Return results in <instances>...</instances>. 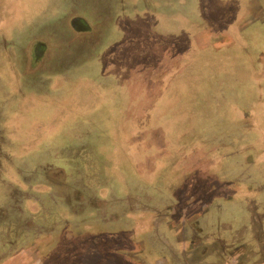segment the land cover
Instances as JSON below:
<instances>
[{"label":"rangeland","instance_id":"374dc122","mask_svg":"<svg viewBox=\"0 0 264 264\" xmlns=\"http://www.w3.org/2000/svg\"><path fill=\"white\" fill-rule=\"evenodd\" d=\"M79 1L90 8L79 10L78 0H5L0 5V110L6 108L0 117L5 118L2 128L7 133L3 136L4 131L0 130V139L13 137L9 148L0 145V167H7L2 185L27 189L29 185L22 178L24 163L44 158L42 169L34 168L36 172L31 175L36 179L32 184L34 197L27 206L40 213L35 225L45 226L37 234L30 231L31 226H25L18 236L0 234V247L4 241H18L14 248L21 250L37 240L43 245L40 252L48 257L56 252V238L62 234L47 231L55 220H59L61 232H76L66 224V220L74 221L71 210L57 208L49 215L43 211L39 197L57 192L54 180L70 184L74 169L67 163L73 156L69 153L75 149V153L80 150L81 158L93 157L88 152L83 154L85 145L96 150V155L92 164L85 162L81 168L97 177L111 175L119 189L124 182L131 186L134 181L146 182L150 173L157 171L161 172L158 183L177 184L179 190L175 191L181 192L182 188H189L185 186L187 176L196 175L191 170L194 161L211 155L217 166L227 156L228 161L222 166L233 161L230 181L220 178L217 184H227L234 194L226 205L211 207L208 219L211 226L212 216L217 224L232 226L230 233L225 232L228 245L234 240L247 247L253 245L257 229H262L264 222V191L258 192L264 189V147L259 150L249 145L244 149L241 145L247 128L256 126L258 118L264 122V34L260 35L258 24L244 33L243 25L257 18L259 0H208L209 6L221 11L216 18L223 17L226 6L229 12L235 10L233 14L237 11L234 16L240 22L231 24L230 30L218 24L216 29L194 39L193 35L209 23L205 0ZM94 3L100 11L92 9ZM103 8L111 9L112 16ZM94 12L99 19L92 18ZM77 14L86 20L77 22L74 32L68 31L72 33L68 45L76 48L69 47L64 56L65 50L60 46L64 35L55 34L54 29L64 28L63 23ZM83 33L87 35L80 36ZM81 39L85 44L79 48ZM195 42L202 48L214 47L198 51ZM229 45L236 47L220 51ZM108 63L115 69L107 73ZM41 81L48 82L42 90L32 85ZM153 135L164 142V148L150 147L142 141L135 149V137H146L153 143ZM92 137L98 140L91 142ZM104 152L108 157L114 155L112 163L103 161L107 158ZM3 155L11 160H3ZM184 155L189 158L184 159ZM204 164L207 163L201 160L202 173ZM217 168L216 173H224L223 167ZM62 170L66 177L59 173ZM137 185L139 193L141 184ZM188 200L193 208L187 211V218L201 219L207 212L206 204L202 203L200 213H193L191 210L200 201ZM88 212L78 214L77 219H89ZM7 216L3 221L8 220ZM42 218L47 220L46 225H42ZM93 218L99 222L97 216ZM24 223L27 224L26 219ZM3 226L0 224V229L6 233ZM200 238L211 252L212 243L208 240L212 238L206 236V231ZM241 253L239 250L237 254ZM152 254L156 256L155 252ZM204 261V257H193L191 263L205 264ZM227 261L237 264L235 260ZM255 261L249 259L244 264Z\"/></svg>","mask_w":264,"mask_h":264},{"label":"crops","instance_id":"0c3cea01","mask_svg":"<svg viewBox=\"0 0 264 264\" xmlns=\"http://www.w3.org/2000/svg\"><path fill=\"white\" fill-rule=\"evenodd\" d=\"M4 1L5 0H0V5L1 2L3 4ZM92 1L93 0H88V4L90 2L93 3ZM207 1L208 0H205V9L209 13H206L208 15L206 20H208L209 23L206 24L203 31L194 34L193 39L207 30L210 31L211 28L216 29L218 26V23H216V25L213 21L210 22L215 7L209 6ZM81 3L82 2L78 0L77 7L79 10L82 9L81 7L90 8L89 5L86 4V6ZM112 3L116 4L117 2L112 1ZM95 4L96 3L92 4V9L100 11L101 8L95 7ZM246 5L247 3L245 6ZM110 10L111 9L108 8L104 10L103 8V12L109 13V15L112 16ZM1 12L2 10H0V13ZM210 12H212V15ZM93 14V19H99V17L96 16L97 13L94 12ZM83 19L86 20L79 14L74 15L69 18V21L66 20L63 23L65 26L64 28L62 27L63 29L61 27H57L56 30L54 29L55 34L64 35L62 43L60 44L62 50H65L63 52L64 56H67L68 50L70 49L69 47L76 48V46L71 44L68 45V38L72 35V33L68 31L74 32L73 28L75 24L79 21H83ZM239 22L240 21H238V23ZM201 28H199V30ZM222 29L230 30L231 23L225 24ZM0 32H2V30H0ZM84 35L87 34L83 33L80 36ZM81 41V43L77 44L79 48L85 44L83 42L85 40L81 39ZM195 45L198 51L212 47L208 46L202 48L197 42H195ZM235 47L236 45H229V47L225 46V48H220V51L223 49L230 50ZM48 58V61L52 59L50 56ZM114 67L115 66L111 63H108L107 73L112 72V70L115 69ZM32 85L42 90V85L48 86V82H35ZM5 110L6 108L0 110V116L3 112L6 113ZM4 119L5 118L0 117V130L4 131L2 132L3 136L7 134L6 130L2 128ZM87 135H89V133H87ZM115 136H118V134ZM118 139L119 137L115 140L118 141ZM89 140L92 142L98 139L92 137ZM11 142L13 143V137L11 136L5 138V140L0 139V145L2 147L9 148ZM118 143L120 144L119 141ZM136 143L137 140L135 139L134 144L136 145ZM102 145L106 146V144ZM155 145L156 144L148 143L150 147L155 148ZM88 146L89 145L82 146V150L84 151L83 154L88 152L93 155L91 158L87 156L85 158L79 157L80 150L75 153L76 150L72 149L69 153L70 156H73L70 162L68 161L69 159L67 160V163L72 164L74 169L70 174V184L58 183L54 180L55 187H58L57 192L53 195L41 194L39 197L41 207L43 208L44 206L43 211H48L49 215L57 208L71 210L72 213H74V221L66 220V224L70 228H74L76 232H68L70 229L61 232L60 229H58L60 224L59 220H55L52 223L54 226L50 225L51 227L47 231L56 230L57 234H62L61 237L59 236L56 238V252L50 253L48 257H45L40 252L42 251L41 248L43 245L41 246L37 240L21 250L14 248L18 241L14 243H12L13 241H11V243L4 241L2 243L3 245L0 247V264H45L46 260L50 261V264H117V262H119L118 264H192L191 261L193 257H204L205 264H228V259H230L231 263L235 260L237 264H244L249 259H256L257 261L253 262V264H264V222L261 223L262 229H257V235H255V238L252 240L254 243L253 245H249V247H247L245 243L243 244L240 241L234 240L235 237H233V235L230 237H233L234 242L232 245H228L225 232L228 231L230 233L232 226L226 223L222 225L217 224V222H214L213 216L212 226L209 222L208 216L211 207L215 208L226 205L232 200V198L229 199V197L234 194L230 192L232 188L228 187L227 184H217L220 177L217 176L219 173H216V158L211 157V155L206 158L207 155L204 154L206 157L203 156L194 161V166L191 170L194 171L196 175L192 177L190 175L187 176L185 186L189 188H182L181 192H166L165 189H163L164 182H157L160 176L159 173L156 172L150 173V179L146 180V182L142 180L137 182L134 181L132 186L130 182H124L122 188L119 189L115 186V180H113L111 175L97 177L94 173L86 174L81 168L85 162H87V164H92V161L95 159L96 150H89ZM104 154L107 158H104L103 161L106 164L112 163L114 155L108 157L105 152ZM48 156L49 158L51 157V155ZM5 159L11 160V157L5 155L3 160ZM201 160L207 163L204 164L203 171L205 172L203 173L200 168L202 167ZM80 161L82 163H80ZM43 165L44 158L42 157L37 160H28L24 163L22 178L25 179V183L29 185V187L24 190L15 186L2 185V176L7 167H0V188L2 190V192H0V216H2V218H0V224L4 225L3 231L6 230V233H4L0 229V234L3 236L5 234L7 237L14 234L18 236L25 226L33 227V230H26L33 231L35 234L41 230H45V226H39V224L35 225L34 223L36 218L39 219L37 215L40 213H37L34 208L30 209L27 206L28 201L34 197L32 193V184L35 183L36 179L31 178V175L36 172H33L34 168L42 169ZM199 169L200 174H198ZM221 170L224 171V173L222 172L224 174V180L230 181V165H225L224 169ZM179 171L183 172L185 170L179 169ZM59 173L66 177L64 170ZM64 177H62V179ZM137 183L141 184L139 186V193ZM178 187L179 186L176 185V189H178ZM258 192L262 191L258 190ZM174 193L177 196L172 197L171 195H174ZM182 195L184 197H182ZM36 196L37 195H35V197ZM197 196L198 198H196ZM188 199H198L200 201V204H196L197 206L191 210L193 213L204 208L202 203H205V207H208L205 215L202 216V214H199L200 218L201 216L203 218L198 219L195 224L192 222L194 219L187 218L186 216V213H188L187 211L193 208L192 204L188 203ZM61 202H63V204L60 205ZM88 210L93 212H88ZM97 211H99L98 214H96ZM16 212H18V214ZM87 212L90 216L89 219L81 221L77 219L78 214H86ZM200 212L201 211H198V213ZM6 214H8V220L3 221ZM95 216L98 217L99 222L93 221V219H95L93 217ZM10 218L12 220H10ZM25 219L27 220V224L24 223ZM44 220L45 219H43L42 225H46L45 221L47 220ZM187 220L190 222L188 223ZM4 223H9V226ZM47 224L51 223L47 222ZM202 224L205 229L201 226ZM96 227H98L100 231ZM112 227H114V230L111 229ZM252 227H254V225H252ZM205 231L206 236L212 238L211 241L208 240L209 243H212V246H209L211 252L203 246V242L201 241L202 238H200ZM49 243L51 244L50 241ZM8 244H12L13 247L9 248L7 246ZM239 250L243 253L237 254ZM207 251L208 254H206ZM218 251L222 252L218 254ZM153 252H155L156 256H152ZM64 259L66 263L63 262Z\"/></svg>","mask_w":264,"mask_h":264},{"label":"trees","instance_id":"16d2710c","mask_svg":"<svg viewBox=\"0 0 264 264\" xmlns=\"http://www.w3.org/2000/svg\"><path fill=\"white\" fill-rule=\"evenodd\" d=\"M146 114H148V115H152L151 113H146ZM147 119V118H146ZM147 123V122H146ZM256 124V126H253V127H251L250 126V128H247L248 129V132L247 133H245V136L243 137V139H242V141H244V142H242V145L241 146H244L245 148L244 149H248V148H250L249 147V145L250 146H253V147H255V148H258L259 150L260 149H262V147H264V122L263 123H261V122H259V118H258V122L257 123H255ZM246 129V130H247ZM245 129H242V131H244ZM245 130V131H246ZM154 132V134H155V130L153 131ZM249 132H250V135H249ZM260 132H263V136L262 135H260ZM152 138H153V144H156V146L159 148V147H162V148H164V146H165V144H164V142L163 141H161V140H159L158 138H156V136L155 135H153L152 136ZM135 139H136V137H135ZM137 140V139H136ZM146 140H147V142H146ZM142 141L146 144V145H148V143H150V142H148V139H146V137H145V140L143 139V140H137V143H136V147H135V149L136 148H138V145L140 144V143H142ZM216 143V142H215ZM163 145V146H162ZM186 149H187V147H186ZM211 149V148H210ZM165 153H168V154H170V152L169 151H166ZM164 153V154H165ZM180 153V152H179ZM178 153V154H179ZM231 153H233V151L231 152ZM239 153H241V152H239ZM239 153H235V154H239ZM180 155V154H179ZM241 155L243 156H245V154H242L241 153ZM263 155V154H262ZM185 157V159H188L189 158V156H186V155H184ZM240 156V155H239ZM246 157H248L247 155H246ZM227 156L226 157H224L223 158V161H221L220 162V164L219 165H217L216 166V168L217 167H223L224 168V166H222L223 164H224V162L225 161H228L227 159ZM233 161H231L230 163H228L226 166H229L230 165V170H231V172L233 171V165H234V163H232ZM256 162H257V164L259 163V166H260V160H259V158L257 157V159H256ZM262 163H264V162H262ZM193 164V163H192ZM191 164V168L194 166V164L192 165ZM252 166H255V165H252ZM254 168V167H253ZM216 170H218V168L216 169ZM162 171V170H161ZM157 172V171H156ZM161 172H159V174H160ZM222 176V177H221ZM223 176H224V174H220L219 173V177L222 179L223 178ZM230 178V177H229ZM257 180L258 181H260L259 180V178H257ZM175 185H177V184H171V183H164V187H163V189H165V191L166 192H171V190L172 191H175V189H176V187H175ZM243 189V188H242ZM260 191H264V189H261ZM239 192H237V193H235V194H238ZM172 197H175V196H177V195H175V193H174V195H171ZM176 201V200H175ZM205 215V214H204ZM207 216V215H206ZM205 216V217H206ZM204 217V218H205ZM166 218V217H165ZM203 218V217H202ZM198 219H196V220H194V222H193V224H195L196 223V221H197ZM188 221V223L190 222L189 220H187Z\"/></svg>","mask_w":264,"mask_h":264},{"label":"flooded vegetation","instance_id":"af4514ba","mask_svg":"<svg viewBox=\"0 0 264 264\" xmlns=\"http://www.w3.org/2000/svg\"><path fill=\"white\" fill-rule=\"evenodd\" d=\"M214 6V5H213ZM215 7V6H214ZM247 7H248V5H247ZM246 7V8H247ZM228 7H224V12H223V17L222 18H216V16H218L219 15V13L221 12V11H219V10H217V7H215V9H214V12H215V14H214V12H213V15H215L214 17H213V22L216 24V23H218V24H220L218 27H220V28H223V26L225 25V24H227V23H231V24H237L238 23V21H239V19L237 18V16H234V14L236 13L237 14V11L236 12H234V14H233V11H235L234 9H230L231 11L229 12L228 11ZM256 9H257V13H258V15H257V20L256 19H254L253 21H251V24L249 23V20L243 25V28H244V33H246V31L251 27V26H254L255 24H258V30H262V32H260V35L262 36L263 34H264V2H263V0H259V1H256ZM228 13H227V12ZM218 12V13H217ZM216 13H217V15H216ZM212 19V18H211ZM219 19V20H218ZM211 21V22H212ZM239 24V23H238ZM217 25V24H216ZM234 25V26H235ZM231 27H232V25H231ZM237 27V26H236ZM225 28V27H224ZM242 32V33H243ZM197 222V221H196Z\"/></svg>","mask_w":264,"mask_h":264}]
</instances>
